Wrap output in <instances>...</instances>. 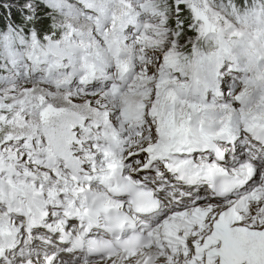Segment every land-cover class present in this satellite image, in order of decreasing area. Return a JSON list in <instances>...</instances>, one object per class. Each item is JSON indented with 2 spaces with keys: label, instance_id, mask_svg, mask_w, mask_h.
Listing matches in <instances>:
<instances>
[{
  "label": "snow or ice",
  "instance_id": "snow-or-ice-1",
  "mask_svg": "<svg viewBox=\"0 0 264 264\" xmlns=\"http://www.w3.org/2000/svg\"><path fill=\"white\" fill-rule=\"evenodd\" d=\"M0 264H264V0H0Z\"/></svg>",
  "mask_w": 264,
  "mask_h": 264
}]
</instances>
